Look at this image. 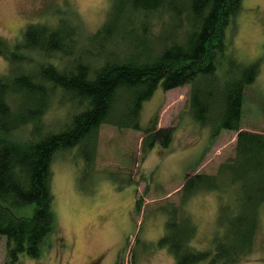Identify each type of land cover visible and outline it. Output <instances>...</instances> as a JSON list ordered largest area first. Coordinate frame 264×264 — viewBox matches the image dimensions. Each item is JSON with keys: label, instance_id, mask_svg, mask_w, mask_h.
<instances>
[{"label": "trees", "instance_id": "obj_1", "mask_svg": "<svg viewBox=\"0 0 264 264\" xmlns=\"http://www.w3.org/2000/svg\"><path fill=\"white\" fill-rule=\"evenodd\" d=\"M241 3L111 0L105 22L84 50L77 49V29L68 19L55 28L29 24L16 37L19 44L0 39V57L7 62L0 75V238L6 239L8 261L20 255L36 257L54 231L50 168L58 152L78 147L89 165L101 125L141 130L142 105L159 86L167 92L187 85L189 112L199 124L211 127L212 140L222 130L237 133L234 156L215 176L187 175L181 188L183 202L200 192H219L223 204L213 250L188 248L189 239L184 242L178 233H184L185 225L176 221L175 208L158 246L168 248L176 264H237L250 255L264 205V135L242 130L241 123L247 89L260 63L220 73L225 58L233 61L227 54V29L231 26L234 32ZM159 12L166 13L168 21L154 34L149 31L151 21ZM153 37L155 44L149 41ZM118 43L129 47L126 54L107 51ZM17 45L27 49L21 60ZM30 50L42 55L40 62L33 63ZM56 95L64 96L62 102L67 100L74 113L64 126L49 128L43 117ZM156 124L154 119L145 130L143 158L156 145L167 149L172 141L173 128ZM226 199L235 204H226ZM29 206L34 209L31 216L15 214ZM178 239L175 247L172 241ZM181 245L187 249L185 255Z\"/></svg>", "mask_w": 264, "mask_h": 264}, {"label": "rangeland", "instance_id": "obj_2", "mask_svg": "<svg viewBox=\"0 0 264 264\" xmlns=\"http://www.w3.org/2000/svg\"><path fill=\"white\" fill-rule=\"evenodd\" d=\"M110 2L0 0V39L17 42L16 37L22 36L29 24L55 28L56 23L68 19L77 29V49H88L90 36L106 20ZM155 15L149 31L157 34L167 23L168 15ZM231 28L227 29L231 39L227 54L233 61L225 58L220 73L223 74L222 69H238L259 61V74L247 89L241 127L264 135V0H242L233 33ZM156 40L153 37L149 41L155 44ZM126 46L118 43L108 46L107 51L124 55ZM14 49L21 55L17 60L26 56V48L17 45ZM28 54L33 63L40 62L42 55L33 51ZM6 69L7 62L0 57V75ZM188 96V85L167 92L159 86L142 105L141 130L101 125L89 165L83 152L78 153V147L58 152L50 168L55 212L51 237L46 238L36 257L20 255L13 263L6 257V239L0 238V264H176L168 248L158 246L174 208L176 221H184L185 231L179 229L178 233L184 235V242L189 239L188 248L212 251L223 200H219V192H200L183 202L181 188L187 175L215 176L219 167L233 158L237 133L222 130L212 140L211 127L199 124L189 112ZM63 98L56 95L43 117L49 128L64 126L74 113L67 100L62 102ZM154 119L157 128H173L172 141L167 149L156 145L143 158L140 150L145 130ZM225 194L229 196L230 192ZM137 201H141L139 207ZM225 203L235 204L228 199ZM33 211L29 206L15 214L26 217ZM259 215L253 250L237 264H264V205ZM179 240H173L172 245L176 247ZM178 248L186 254L183 245Z\"/></svg>", "mask_w": 264, "mask_h": 264}]
</instances>
